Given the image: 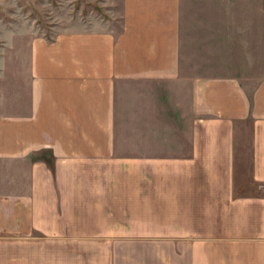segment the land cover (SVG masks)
<instances>
[{"label":"crops","instance_id":"crops-1","mask_svg":"<svg viewBox=\"0 0 264 264\" xmlns=\"http://www.w3.org/2000/svg\"><path fill=\"white\" fill-rule=\"evenodd\" d=\"M154 9L130 8L123 36L35 42L25 109L0 112V160L29 161L23 192L0 194V264H41L35 237L4 251L19 229L62 245L49 264H264V193L235 195L246 120L264 187V49L203 72L178 9Z\"/></svg>","mask_w":264,"mask_h":264},{"label":"rangeland","instance_id":"rangeland-1","mask_svg":"<svg viewBox=\"0 0 264 264\" xmlns=\"http://www.w3.org/2000/svg\"><path fill=\"white\" fill-rule=\"evenodd\" d=\"M136 3L154 13H160L154 8L161 4L178 9L183 48L188 47L190 56L202 65L216 62V68H202L203 72H222L223 65L228 67L226 71L238 72L247 50H256V45L264 49V0H0V112L24 111L29 101L35 42L52 44L87 31L123 36L127 12ZM35 156L48 160L50 150L31 155V159ZM26 162L0 160V194L23 192ZM251 170V132L246 120L236 133V194L263 195L264 187L254 183ZM9 223L16 228L20 223L26 225L20 216L12 217ZM30 230L25 234L20 229V233L14 232L17 238L11 239L4 251H16L22 235L35 237L41 245V264H49L50 256L60 254L62 245H52L44 234Z\"/></svg>","mask_w":264,"mask_h":264},{"label":"trees","instance_id":"trees-1","mask_svg":"<svg viewBox=\"0 0 264 264\" xmlns=\"http://www.w3.org/2000/svg\"><path fill=\"white\" fill-rule=\"evenodd\" d=\"M49 151V150H48ZM50 154H51V157L48 159V160H45V159H43V158H37V156H35V158L33 157V160H43V161H45L53 170H54V156H53V154H52V152L50 151ZM254 183H256L255 181H254ZM259 185V184H258ZM235 195L236 196H242V195H238V194H236V192H235ZM260 196H261V194H259ZM258 195V196H259ZM253 196H255V195H253Z\"/></svg>","mask_w":264,"mask_h":264}]
</instances>
